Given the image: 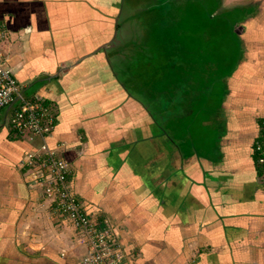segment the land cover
Returning <instances> with one entry per match:
<instances>
[{
	"label": "crops",
	"instance_id": "1",
	"mask_svg": "<svg viewBox=\"0 0 264 264\" xmlns=\"http://www.w3.org/2000/svg\"><path fill=\"white\" fill-rule=\"evenodd\" d=\"M149 2L161 0H0L7 66L24 97L54 112L44 142L68 164L83 212L117 229L126 264H264L252 150L264 122V0H219L244 11L231 30L240 55L201 95L189 90L186 112L199 95V125L211 128L204 147L176 145L146 101L145 68L162 64L140 22ZM7 117L0 110V264H81L85 245L31 180L25 156L41 140L15 136Z\"/></svg>",
	"mask_w": 264,
	"mask_h": 264
},
{
	"label": "rangeland",
	"instance_id": "2",
	"mask_svg": "<svg viewBox=\"0 0 264 264\" xmlns=\"http://www.w3.org/2000/svg\"><path fill=\"white\" fill-rule=\"evenodd\" d=\"M218 2V0L174 1L172 4L164 6L165 10H162L163 13L160 12L162 13L161 15L159 14L161 20H159L160 22L156 23V25L154 23L156 18L152 21L151 18H140V22L144 27H147L146 29L148 31H151L149 27L153 25V28H159L161 30L169 29L168 31L174 32L176 43L183 46L188 51L186 57L188 61L181 60L178 61V64L171 63L170 65L162 63L161 67L157 66V70L154 74L151 72V69L147 67L145 68L144 79L141 80L142 85H144L143 83L145 82L144 91L149 94H156L155 96L158 100L152 101L151 108L155 107V112L157 111L160 113L161 117L159 118L156 115L157 119H161V124L165 127L167 135L176 141V145L199 146L201 142V147H204L205 144L210 141L212 134L210 127L199 125V121L202 118L199 108V95H201L202 87L206 86V83L202 81V75L200 76L197 71L195 72V70H193V74L189 71V30L202 29L209 33L211 39H213V47L216 49L212 57L214 69L211 73H206L205 76L207 79H213L219 75L215 73L216 69L220 66L224 68L222 70L223 73L227 72L228 68L223 67V65L227 64L228 67H232L234 65V56L237 55L239 57L240 55V49H238L235 43L236 39L229 35V31L240 22L244 15V11L222 9L224 11H216L213 15L218 14L217 17L212 18L213 16L210 17L207 12L210 11V7L216 6L215 3ZM146 4H140L139 7L146 6ZM192 13L194 14L192 15ZM236 32H239V29H236ZM195 44L199 46L198 48L202 49V58L206 55L205 59L207 60V52L210 51L209 46L205 47V45L196 43V41ZM161 45L162 46L159 45V47L162 51L172 50L167 44L161 43ZM159 55H161L160 49L158 57ZM180 58L181 53L178 54L177 60ZM191 82L193 86L190 87ZM189 90H195L196 93L199 94L197 97L193 98L194 101H192L190 115L186 112L189 111ZM175 93L177 94L176 97H174ZM146 101L147 103L149 102L148 97ZM213 102V99H211L210 106Z\"/></svg>",
	"mask_w": 264,
	"mask_h": 264
},
{
	"label": "built area",
	"instance_id": "3",
	"mask_svg": "<svg viewBox=\"0 0 264 264\" xmlns=\"http://www.w3.org/2000/svg\"><path fill=\"white\" fill-rule=\"evenodd\" d=\"M6 40L7 30L0 24V110L9 107L7 127L15 136L41 140L37 149L25 156L27 165L32 167V183L49 201L51 212L71 226L85 245L81 264H126L117 229L108 222L97 223L83 212L68 184V164L45 144L54 129V112L42 99L22 95L2 49ZM252 148L264 184V122L259 126Z\"/></svg>",
	"mask_w": 264,
	"mask_h": 264
},
{
	"label": "trees",
	"instance_id": "4",
	"mask_svg": "<svg viewBox=\"0 0 264 264\" xmlns=\"http://www.w3.org/2000/svg\"><path fill=\"white\" fill-rule=\"evenodd\" d=\"M174 1H178V0H174ZM174 1L173 0H161V2L158 4L156 3V5L152 2L147 3L146 6L145 5L143 6V7H145V11H141L142 18H151V21L154 18H156L154 21V23L156 25V23L160 22L159 20H161V17L158 14L161 15L163 13L162 10H165L164 6L172 4ZM215 5L216 6L210 7V11L207 12L210 17L213 16L212 18H216L218 14H215V15H213V14L216 11H218V12L220 11V9H219L220 3L219 2L215 3ZM155 10L158 12V14L154 13ZM233 10H236V9H233ZM160 12H162V13H160ZM193 14L194 13H192V15ZM189 26H190V22H189ZM156 27H158V26H156ZM149 28L151 29V31L149 32V35L147 36V38L145 40V44L150 49L152 59L157 60L159 58H163V59H161L162 63L168 64V65H170L171 63L178 64L179 63L178 61H181V60L186 61L187 60L186 57H187L188 51L183 46L176 43V37H175L174 32L168 31L169 29H166V30L162 29L161 30L159 28H153V25ZM231 30H232V28H231ZM231 30L229 31V35H231V37L236 39ZM166 36H170V37H166ZM148 38H149V40H148ZM212 40L213 39H211L210 34L207 33L206 31H203L202 29L201 30H199V29H195V30L190 29L189 30V71L192 74H193V70H195V72L197 71V73L200 76L202 75V77H204L207 72L211 73V71L214 69L212 57L215 54L216 49H215V47H213ZM195 41H196V43H201V45H205V47L209 46L210 51L207 52L208 53L207 60L205 59L206 55L202 58V54H203V52L201 51L202 49L198 48L199 46L195 44ZM161 43L167 44L168 46L171 47L172 50H170V51H168V50L164 51L163 50L162 51L161 48L159 47V45L162 46ZM235 43L239 49V44L237 43L236 40H235ZM159 49L161 51V55H159V57H158ZM154 50H156L157 53H153ZM180 53H181V58L179 60H177V56ZM162 54H163V57H162ZM238 58L239 57L237 55H235L234 59H233V63H235V61H237ZM209 61L211 62V64ZM150 64H151V61H150ZM161 66H162V64H161ZM223 67L228 68L227 72L223 73L222 70L224 68H222V66H220L218 69H216V73H215L216 75L217 74H219V75H217L213 79H207L206 78L205 80H202V81H204L206 84H207V82H208V84H210L214 79L217 80V79H219L225 75L230 74L229 72L233 68V66L228 67L227 64H224ZM149 68L151 69V72L154 74L155 72H154L153 64H151L149 66ZM191 85H193L192 82H191ZM142 86H144V88H145V83ZM145 95L149 99L151 98L150 101H153L152 99L154 98V96L156 94L155 95L149 94L148 92L145 91ZM176 96H177V94L175 93L174 97H176ZM253 154H254V152H253ZM254 156H255V154H254Z\"/></svg>",
	"mask_w": 264,
	"mask_h": 264
},
{
	"label": "water",
	"instance_id": "5",
	"mask_svg": "<svg viewBox=\"0 0 264 264\" xmlns=\"http://www.w3.org/2000/svg\"><path fill=\"white\" fill-rule=\"evenodd\" d=\"M8 111H9V107L8 108H6V112L8 113Z\"/></svg>",
	"mask_w": 264,
	"mask_h": 264
}]
</instances>
